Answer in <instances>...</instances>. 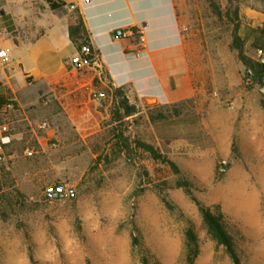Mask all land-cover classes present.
<instances>
[{
	"label": "crops",
	"instance_id": "obj_1",
	"mask_svg": "<svg viewBox=\"0 0 264 264\" xmlns=\"http://www.w3.org/2000/svg\"><path fill=\"white\" fill-rule=\"evenodd\" d=\"M232 5L230 13L231 0H77L68 12L54 0H0V127L10 140L4 150L17 141L42 146L34 126L55 118L52 99L60 105L59 127L67 130L59 137L101 143L118 123L110 114L120 91L136 109L124 117L127 128L141 115L153 130L164 119L148 111L173 108L174 121L195 129L196 138L177 130L160 137L180 166L198 173L204 163L213 173L233 150L264 152L258 84L245 82L232 46L234 33L244 41L264 28V0ZM76 15L96 59L84 73L70 64L77 48L68 27ZM117 29L131 35L116 38ZM97 92L102 99H94Z\"/></svg>",
	"mask_w": 264,
	"mask_h": 264
},
{
	"label": "rangeland",
	"instance_id": "obj_2",
	"mask_svg": "<svg viewBox=\"0 0 264 264\" xmlns=\"http://www.w3.org/2000/svg\"><path fill=\"white\" fill-rule=\"evenodd\" d=\"M259 30L255 35L246 33L243 43L244 53L253 60L255 49L264 47V28ZM258 89L256 97L264 101V87ZM50 105L55 118L47 119L49 129L34 126L44 138L42 146L17 141L4 150L0 264H143V258L147 264H187L188 228L198 239L194 264H232L224 247H216L207 235L196 204L177 187L178 180L188 182L192 196L225 216L241 264H264V152L243 146L239 153L233 150V158L221 159L228 163L224 175L217 174L220 160L213 173L204 163L197 173L176 164L162 142L164 134L174 130L196 138L188 122L174 121L173 108L148 111L150 117L164 119L155 122L153 130L141 115L132 129L127 128L124 118H115L114 109L110 120L118 122L116 126L103 132L101 143L85 145L59 137L67 132L59 127L60 105L55 99ZM137 140L154 146L180 173L136 148ZM52 142L57 148H51ZM57 183L72 186L75 197L45 201L44 189ZM132 235L138 239L136 247L131 245Z\"/></svg>",
	"mask_w": 264,
	"mask_h": 264
},
{
	"label": "trees",
	"instance_id": "obj_3",
	"mask_svg": "<svg viewBox=\"0 0 264 264\" xmlns=\"http://www.w3.org/2000/svg\"><path fill=\"white\" fill-rule=\"evenodd\" d=\"M68 34L69 39L76 46L77 51H80L82 45L89 44L88 34L79 15H76L73 21H70ZM243 43L244 41L241 40L236 33H234L232 46L238 52V59L244 67V73L248 70L251 71V75H247L250 79V82L264 87V82L262 81V67L257 62H255V60H253L251 57H248L244 53ZM80 72L84 73L87 72V70H82ZM115 92L116 95L119 96L115 110L113 112V115L116 116L115 118L123 119L127 115L135 114L136 109L128 105L127 100L123 97L122 93L120 91ZM1 93L2 90H0V94ZM4 103L8 105L12 104V102L9 100H5ZM261 105L264 107V101H261ZM119 139L123 140V148H125V150H129L130 147L128 146V144H126V140H124L121 136H119ZM134 146L148 153L153 160L167 163L175 174L180 173V169L178 168V166L174 162L168 160L154 146L139 140L134 142ZM177 187L185 189V192L189 196H191V199L196 204L198 211L201 214L206 233L215 242L216 247H224L226 253L231 259L232 264H241L238 252L236 250V244L227 226L225 216L220 212L212 211L210 206L205 205L203 202L192 196L191 191L189 190L188 182L184 180H178ZM131 245L132 247H136L139 245L138 239L133 235L131 237ZM185 249L186 263L194 264V260L198 255L199 248L197 236L191 228H188L185 231ZM142 261L143 264H147V260L145 258H143Z\"/></svg>",
	"mask_w": 264,
	"mask_h": 264
},
{
	"label": "built area",
	"instance_id": "obj_4",
	"mask_svg": "<svg viewBox=\"0 0 264 264\" xmlns=\"http://www.w3.org/2000/svg\"><path fill=\"white\" fill-rule=\"evenodd\" d=\"M57 5L62 9L73 12L77 9V0H54ZM83 4L89 3V0H81ZM139 34V32H136ZM131 35L130 32L117 29L115 31L116 38H123ZM255 62H257L262 67V81L264 82V47L255 49ZM72 68L78 72L82 70H91L96 66V59L94 52L89 44H84L81 46L80 51H77V57L70 62ZM251 75V71H246L244 73L245 82H250L248 76ZM2 86L0 84V90ZM103 95L99 92L95 93L94 99H102ZM37 129L46 131L49 129V123L44 120L37 124ZM6 130L0 127V166L5 162V154L3 146L7 145L10 140L6 134ZM51 148H57V142H52L50 144ZM29 154H32L29 152ZM228 170V163L225 160H220L217 166V174L224 175ZM76 195L74 188L66 183H57L48 186L44 189L43 198L47 202H60L65 200L73 199Z\"/></svg>",
	"mask_w": 264,
	"mask_h": 264
}]
</instances>
